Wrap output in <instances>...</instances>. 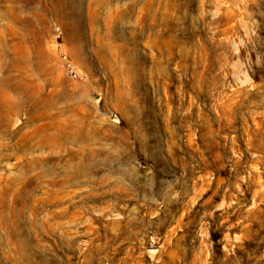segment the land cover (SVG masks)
Instances as JSON below:
<instances>
[{"label":"rangeland","instance_id":"1","mask_svg":"<svg viewBox=\"0 0 264 264\" xmlns=\"http://www.w3.org/2000/svg\"><path fill=\"white\" fill-rule=\"evenodd\" d=\"M0 264H264V0H0Z\"/></svg>","mask_w":264,"mask_h":264},{"label":"built area","instance_id":"2","mask_svg":"<svg viewBox=\"0 0 264 264\" xmlns=\"http://www.w3.org/2000/svg\"><path fill=\"white\" fill-rule=\"evenodd\" d=\"M61 61L63 63V67L65 70L73 77L78 78L79 77V70L75 63L68 57L66 53H63L61 55Z\"/></svg>","mask_w":264,"mask_h":264}]
</instances>
